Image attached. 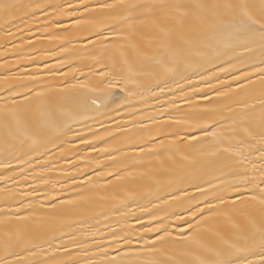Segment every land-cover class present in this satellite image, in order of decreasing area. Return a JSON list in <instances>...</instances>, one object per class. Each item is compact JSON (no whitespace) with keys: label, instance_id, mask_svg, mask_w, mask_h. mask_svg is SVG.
<instances>
[{"label":"snow or ice","instance_id":"snow-or-ice-1","mask_svg":"<svg viewBox=\"0 0 264 264\" xmlns=\"http://www.w3.org/2000/svg\"><path fill=\"white\" fill-rule=\"evenodd\" d=\"M0 264H264V0H0Z\"/></svg>","mask_w":264,"mask_h":264}]
</instances>
